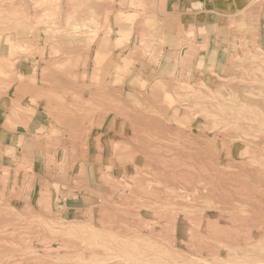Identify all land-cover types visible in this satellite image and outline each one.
<instances>
[{"label":"rangeland","instance_id":"rangeland-1","mask_svg":"<svg viewBox=\"0 0 264 264\" xmlns=\"http://www.w3.org/2000/svg\"><path fill=\"white\" fill-rule=\"evenodd\" d=\"M0 264H264V0H0Z\"/></svg>","mask_w":264,"mask_h":264},{"label":"bare ground","instance_id":"bare-ground-1","mask_svg":"<svg viewBox=\"0 0 264 264\" xmlns=\"http://www.w3.org/2000/svg\"><path fill=\"white\" fill-rule=\"evenodd\" d=\"M90 38V37H89ZM15 111V110H14Z\"/></svg>","mask_w":264,"mask_h":264}]
</instances>
